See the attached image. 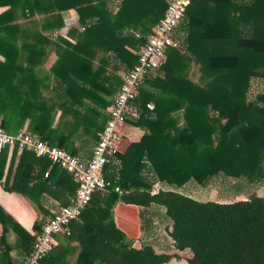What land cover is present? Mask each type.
Returning <instances> with one entry per match:
<instances>
[{
    "label": "trees",
    "instance_id": "16d2710c",
    "mask_svg": "<svg viewBox=\"0 0 264 264\" xmlns=\"http://www.w3.org/2000/svg\"><path fill=\"white\" fill-rule=\"evenodd\" d=\"M106 1L0 0V7H8L0 14V54L6 57L5 63L0 61V123L7 131L16 132L28 121L29 131L72 153L77 138L88 145L99 139L108 119L101 110L111 105L110 98L123 83L115 61L127 68L137 62L138 56L126 46L138 50L144 45L168 5L167 0H122L112 14ZM70 9L78 12L84 29L69 31L75 39L72 45L56 43L58 56L51 67L56 83L50 87L34 78V69L51 40L18 21H38L39 14L47 28H61L64 12ZM137 26L143 29L140 37L132 33ZM177 30L187 33L188 53L169 46L161 66L165 75L150 82L159 92L141 91L135 100L139 112L130 121L149 132L125 154H118L122 161L118 184L124 192L97 191L80 220L72 223V235L41 264H72L75 242L80 250L74 264L170 262V253H159L151 245H133L135 238L127 237L117 225L118 202L164 206L172 221L169 235L175 248L191 251L187 264H264L263 196L201 201L175 189L153 193L151 183L141 176L147 159L161 181L177 187L190 180L205 184L219 174L246 177L252 183L264 181V93L255 100L247 98L251 78L264 76V0H196ZM100 51L115 56H101ZM22 52L27 54L24 67L12 60ZM193 61L200 65L199 81L187 76ZM18 70L24 77L18 76ZM151 100L154 110L147 107ZM8 151L0 152V183ZM17 151L14 148L12 164ZM39 158L50 161L22 150L14 180L8 175L4 187L32 197L30 166ZM109 176L114 178L115 173ZM131 185L136 188L131 190ZM76 188L72 180L70 191ZM137 219L142 230L143 211ZM12 228L17 246L30 253L34 236L16 222ZM8 232L4 224L0 264H12Z\"/></svg>",
    "mask_w": 264,
    "mask_h": 264
},
{
    "label": "built area",
    "instance_id": "2783aa9c",
    "mask_svg": "<svg viewBox=\"0 0 264 264\" xmlns=\"http://www.w3.org/2000/svg\"><path fill=\"white\" fill-rule=\"evenodd\" d=\"M194 1L196 0H168L164 16L153 27V33L147 37V42L140 47L137 62L123 75V83L108 108V119L99 133L90 159L52 144L28 129L9 132L0 123V152L7 148L32 151L71 173L77 182L71 201L62 205L42 224L40 230L34 232L32 249L23 264H41L57 245L59 235H72V223L88 208L97 191L112 189L120 194L124 192L118 184L122 167L118 154L122 152L124 141L121 126L128 120L129 113L133 117L138 115L135 100L140 89L146 77L165 63L168 47L178 45L176 31ZM137 36L140 37L141 33H137ZM147 107L154 110L155 103L150 101ZM109 172H114L115 177L111 178ZM48 175L49 172H46L45 176Z\"/></svg>",
    "mask_w": 264,
    "mask_h": 264
},
{
    "label": "crops",
    "instance_id": "0c3cea01",
    "mask_svg": "<svg viewBox=\"0 0 264 264\" xmlns=\"http://www.w3.org/2000/svg\"><path fill=\"white\" fill-rule=\"evenodd\" d=\"M7 8H8L7 6L0 7V14L4 12ZM75 15H78V12L75 9H70L64 12L65 25L61 28H56V27L47 28L48 25L44 21H41L40 18L38 21H27V22L25 20L18 21L23 26H30V24L34 22V24L31 26L32 27L34 26L35 29L41 31L43 35L48 36L49 39L51 40V43L46 44L45 53L42 55L38 65L34 69V78L37 77L40 80L42 79L44 83L49 84L50 87H53V85L56 83L55 76L51 71V67L56 61L58 56L56 53V50L58 48L56 43L60 45L63 44L66 46H70L73 43H75V39L69 33L71 29L76 27V22L74 21ZM26 55L27 54L25 52H22L16 57V59L15 56H12V60L16 62L18 66L22 65L24 67L27 65ZM0 61L2 63L6 62V57L2 54H0ZM18 76L24 77V73L23 72L21 73L20 70H18ZM45 94L49 95V90H45ZM59 117H60V111L58 112L56 117V122H55L56 125L59 120ZM132 120H134V118ZM28 123L29 122L27 121L22 129H28ZM182 124H183V119L181 120V125ZM121 131L124 134V141L121 152L122 154H125V152L128 150V148L132 143L140 141L144 136V134L147 131L149 132L147 127L136 126L130 120H127L121 126ZM95 144L96 143L88 146V144H86L83 141V139L79 137L75 140V144H74L75 154H78L85 159H90L92 157ZM21 153L22 151L18 149V151L16 152V156H14L13 164H12L14 149H9L6 157V161L4 163V176L0 183V206H1L0 254L2 251V247L5 244V241L1 237L4 231V224H6L9 227V232L7 233V242L13 246L12 250L10 251L12 264H23L26 256L29 253V252H25L23 248L17 246L18 236L12 228V224L14 222L20 224L31 236H33L34 232L40 230L42 224L50 216H52L62 205H65V203L68 204L75 194V191L73 192L70 191L71 182L72 180L75 181L74 176L70 173H66V171L63 168H60L57 165L52 164L47 159H40V158L38 159L37 163L35 162L34 165L30 166V171H31L30 176L32 177L30 184L32 187V191H31V195L33 194L32 197L27 196L19 191L7 190L4 187V182L6 181L8 175L11 181L14 180ZM144 161H146L148 165L143 169L141 176L145 179V183L147 184L151 183L150 189L152 190L153 193H157L160 189H175L182 193L184 192L185 194L192 196L198 200L202 199L203 201H209V200L217 201L210 198H198L195 195L193 196V193L185 192L186 191L185 187L188 186L190 183H192V180L188 181L187 183H185L183 186L180 187L170 185L167 182L161 181L157 177L155 172L152 171L150 167L151 165L148 162V160L144 159ZM11 165L12 167L10 170ZM46 172H49L48 176H45ZM230 177H234V176H230ZM198 184L203 185L200 183ZM131 186H132L131 190L136 188L135 185H131ZM143 188L144 186H142L141 189ZM220 202H225V201H220ZM145 208L149 209L150 211H153V209H161L166 214V208L164 206L157 204H152L151 206H147V207H140V206L129 205L123 202H118V205L116 206V214L114 215H117L116 219H117L118 227L121 228L126 233L127 237L135 238V241H138V239H140L144 233L146 235L145 237L150 235V232L148 230L143 231V229L142 230L140 229V223L139 221H137L138 220L137 215H139L141 211L144 212ZM152 220H156L154 215H152ZM153 235H151L150 237L151 239L154 238ZM65 240H66L65 235H59L57 237L58 243L55 247H57L60 243H62ZM164 252L167 253L166 251Z\"/></svg>",
    "mask_w": 264,
    "mask_h": 264
},
{
    "label": "rangeland",
    "instance_id": "374dc122",
    "mask_svg": "<svg viewBox=\"0 0 264 264\" xmlns=\"http://www.w3.org/2000/svg\"><path fill=\"white\" fill-rule=\"evenodd\" d=\"M106 2H107L106 4L107 9L110 11V13L116 14V12H118L121 6L122 0H107ZM35 17L36 19L42 18L41 21H43V19L45 18L39 14L36 15ZM25 21L27 22V20ZM74 21L76 22V27L82 31L84 27L81 26L80 23H78L79 15H75ZM33 24L34 22L31 25ZM141 30H143L142 27L137 26V28H134L132 33H134V35L138 37L137 33L142 34ZM175 38L178 44L177 48L180 50L181 53L187 54L188 53L187 52L188 43L186 42V38H188L187 33H185L184 31L177 30L175 34ZM126 49L129 51L130 54H134L137 56L140 50V48L138 50H135L129 45L126 46ZM106 54L109 57L115 56L113 52H105V51H102L100 55L102 56ZM115 62H117V64L120 65L121 67L118 73L122 77L123 74L127 72L129 68H127L125 64H121V61H115ZM159 75L160 76L165 75V72L163 71L162 67L155 70L153 73H151L146 77L140 90L146 92V94L147 91L148 93L149 92L158 93L159 89L157 85H153L150 82H153V80ZM201 75L202 73L200 71V65L197 62L193 61L192 63H190V65H188L187 68L188 77H190L194 81H199ZM263 93H264V76H260V75L253 76L250 80L249 88L247 91V98L249 100H255L257 96ZM113 99L114 97L110 98L111 104L113 102ZM151 101L154 102L153 100ZM108 108L104 109V112L102 111L103 109L101 110V114H103L104 117L108 116ZM133 118L135 117H133V115L129 113L128 120H132ZM98 120L100 121V117L98 118ZM96 142L97 140H92L90 141V144L88 146ZM185 189H186L185 192L193 193V196L195 195L198 198H210L217 201H225V202L247 199L254 194L264 197V181L260 183H252L246 177H230V176H226L225 174L216 175L212 179H209L208 182H206L203 185H199L197 182H195V180H192V183L186 186ZM201 201L203 200L201 199ZM152 215H154L156 220H152ZM143 219H144L143 231L148 230L150 232V235L145 237L146 235L144 233L143 236H141V238L138 239V241H135L133 243V245L137 248H141L151 244L153 247L155 246L154 247L155 250L158 252L160 251V253L162 252L165 253L164 251H166L167 253H172L173 255L172 260L166 264H187V259L189 256H191V251L188 249L182 252H180L179 250H175L176 248L173 246L174 244L172 242V239L168 235L169 228L171 225V220L166 216L163 210L153 209V211H150L149 209L145 208L143 212ZM151 235H153L154 238L151 239L150 238ZM73 245L76 248V251L70 257L72 264H74L75 259L77 257V253L80 250L79 243L75 242Z\"/></svg>",
    "mask_w": 264,
    "mask_h": 264
}]
</instances>
